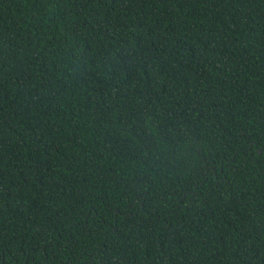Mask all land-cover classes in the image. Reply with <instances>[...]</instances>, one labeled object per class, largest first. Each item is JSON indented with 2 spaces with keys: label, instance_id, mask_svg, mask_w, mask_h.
<instances>
[{
  "label": "trees",
  "instance_id": "16d2710c",
  "mask_svg": "<svg viewBox=\"0 0 264 264\" xmlns=\"http://www.w3.org/2000/svg\"><path fill=\"white\" fill-rule=\"evenodd\" d=\"M0 264H264V0H0Z\"/></svg>",
  "mask_w": 264,
  "mask_h": 264
}]
</instances>
